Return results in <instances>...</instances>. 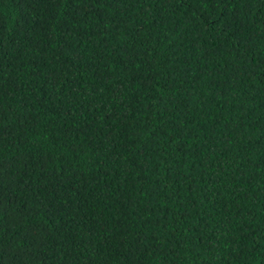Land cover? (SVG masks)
Segmentation results:
<instances>
[{"label":"trees","instance_id":"obj_1","mask_svg":"<svg viewBox=\"0 0 264 264\" xmlns=\"http://www.w3.org/2000/svg\"><path fill=\"white\" fill-rule=\"evenodd\" d=\"M0 264H264V0H0Z\"/></svg>","mask_w":264,"mask_h":264}]
</instances>
